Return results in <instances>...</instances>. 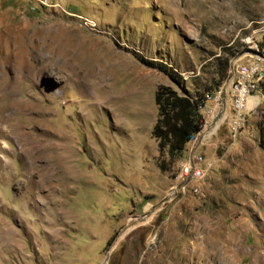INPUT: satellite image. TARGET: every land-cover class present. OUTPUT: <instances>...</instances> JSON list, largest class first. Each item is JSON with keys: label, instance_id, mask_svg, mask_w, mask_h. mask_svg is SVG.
I'll list each match as a JSON object with an SVG mask.
<instances>
[{"label": "rangeland", "instance_id": "obj_1", "mask_svg": "<svg viewBox=\"0 0 264 264\" xmlns=\"http://www.w3.org/2000/svg\"><path fill=\"white\" fill-rule=\"evenodd\" d=\"M254 53L264 0H0V264H264V79L234 137L151 135L157 86L206 97Z\"/></svg>", "mask_w": 264, "mask_h": 264}, {"label": "built area", "instance_id": "obj_2", "mask_svg": "<svg viewBox=\"0 0 264 264\" xmlns=\"http://www.w3.org/2000/svg\"><path fill=\"white\" fill-rule=\"evenodd\" d=\"M252 40L249 39L247 43ZM251 50H257L255 44L249 46ZM254 60L242 63L240 59L232 70L231 77L224 87H220L218 91L212 92L204 97L201 106V131H206L210 126L212 119L218 111L220 104V91L226 89L227 100L229 101V109H225L221 119L214 125L217 127L220 123L226 122L232 137H234L245 122V114L248 110L249 99L259 95V83L264 79V70L254 71V62L263 58L254 53ZM216 127V128H217ZM216 128L214 130H216ZM199 132L192 136L195 139ZM211 166L210 162L205 161L201 155L191 152L189 158L182 163L177 177L183 181L182 190H185L189 183L193 180H201L208 172Z\"/></svg>", "mask_w": 264, "mask_h": 264}, {"label": "trees", "instance_id": "obj_3", "mask_svg": "<svg viewBox=\"0 0 264 264\" xmlns=\"http://www.w3.org/2000/svg\"><path fill=\"white\" fill-rule=\"evenodd\" d=\"M227 69L228 62L225 60L222 67L224 80ZM219 88L220 86H216L209 89V92L218 91ZM153 101L157 113L151 135L159 151L165 149L168 157L177 159L192 136L201 130L200 110L204 102V94L179 92L171 86L159 85L154 91Z\"/></svg>", "mask_w": 264, "mask_h": 264}, {"label": "water", "instance_id": "obj_4", "mask_svg": "<svg viewBox=\"0 0 264 264\" xmlns=\"http://www.w3.org/2000/svg\"><path fill=\"white\" fill-rule=\"evenodd\" d=\"M225 93H226V89L222 88L221 91H220V104H219V107H218V111H217L216 115L214 116V118L212 119V122H211L210 125L216 124L221 119V116H222V114L225 111ZM167 199L168 198L166 197L163 201H167ZM151 213H152V211L148 212L143 217L136 218V219H134L132 221H128L118 231V233H117V235L115 237V240L118 239V238L123 237L131 228L146 222V220L150 217ZM107 259H108V254L104 257V259H103L101 264H106Z\"/></svg>", "mask_w": 264, "mask_h": 264}, {"label": "crops", "instance_id": "obj_5", "mask_svg": "<svg viewBox=\"0 0 264 264\" xmlns=\"http://www.w3.org/2000/svg\"><path fill=\"white\" fill-rule=\"evenodd\" d=\"M254 98H255V97H252V98L249 99V105L254 104V103H253V102H254ZM198 143H199V140L196 141V143L194 144V146L191 147V148L189 149V151L187 152V158H186V159L189 158V155H190L191 152H194V153L197 152V149H198V145H197V144H198ZM196 145H197V146H196ZM196 147H197V149H196Z\"/></svg>", "mask_w": 264, "mask_h": 264}, {"label": "bare ground", "instance_id": "obj_6", "mask_svg": "<svg viewBox=\"0 0 264 264\" xmlns=\"http://www.w3.org/2000/svg\"><path fill=\"white\" fill-rule=\"evenodd\" d=\"M233 70V69H232ZM232 70H231V72H230V74H232ZM255 71V70H254ZM230 77H231V75H230ZM229 77V78H230ZM229 80V79H228ZM216 127V125H211V126H209V129H208V131H210V130H212L213 128H215ZM2 132V131H1Z\"/></svg>", "mask_w": 264, "mask_h": 264}]
</instances>
